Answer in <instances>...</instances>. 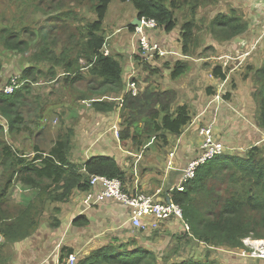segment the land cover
<instances>
[{
	"label": "trees",
	"instance_id": "16d2710c",
	"mask_svg": "<svg viewBox=\"0 0 264 264\" xmlns=\"http://www.w3.org/2000/svg\"><path fill=\"white\" fill-rule=\"evenodd\" d=\"M111 1L0 0V73L4 66L3 56L6 54H25L28 59L31 57L40 61L50 56L52 51L45 37L49 29L50 32L54 31L53 20L67 21L68 26H72L77 32L78 28L83 27L84 17H86L88 23L84 26L83 32L85 44L79 55L86 60L91 75L98 77L103 83L112 86L118 84L122 81L120 62L116 55L111 53L104 55L102 52L106 41L103 21ZM121 1L130 2L139 19L141 17L154 19L157 27H161L165 33L173 31L178 25L175 9L186 4L193 10L200 2V0ZM33 13L47 18L50 22L49 26L39 21V18L33 20ZM250 15L253 16H250L248 21L238 10L231 8L229 13H219L215 16L210 27L214 31L219 30L228 34L222 36L221 41L229 40L247 33L248 29L254 30L255 14ZM195 27L193 20H187L181 24L178 41L181 53L184 55H190L191 47L197 41L193 38ZM40 28L44 29V35L41 34L38 41L37 30ZM134 28V25H129V29L134 31ZM255 35L254 33L251 41ZM158 57L156 55L155 58ZM60 59L68 75L74 72V79H80L81 75L75 73L79 71L78 59H71L67 53L63 52L60 54ZM134 59L142 66L151 63V61L143 63L139 51L136 52ZM185 61L184 59L175 61L170 72L171 79L179 77L187 70L188 63ZM253 68L252 98L255 102L253 105L256 107L253 117L258 130L252 131L264 133V57L260 65ZM155 69L162 72L160 65L149 66L146 72ZM211 73L219 79L226 77V72L219 64L211 68ZM33 75L23 71L21 76H18L20 82H25ZM19 89L21 88H17L11 94L0 92V116L5 119V123L0 124V180L2 179L0 181V235L4 238V244L29 236L36 228L38 221L32 213V209L36 207L34 204H28L16 215L4 208L8 201L6 196L15 179L30 187L40 188L42 190L40 199L46 194V200L56 202L66 201L74 189L89 188L88 179L91 174L122 178V170L111 156L93 157L84 163L72 162L69 156L72 130L67 129L58 136L48 150L35 144L32 147L35 152L33 157H27L26 154L19 152L18 148H15L17 144L20 145V141L16 138L17 129L14 127L23 120L18 113V102L26 85ZM177 92L178 89L173 87L163 88L160 91L146 86L144 91L139 89L135 96L125 93L120 108V115L123 118V126L119 130L120 139L128 137L135 139L137 134L143 135L147 132L159 133L161 138L168 133H181L191 122L192 114L189 105L180 100V95L176 96ZM229 97L230 92L223 94L224 99L228 100ZM94 104L104 103L95 101ZM113 105L106 104L102 109H113L115 107ZM7 134L10 141L5 139ZM254 134L250 135L251 139ZM215 136L217 138L216 134ZM218 136L221 137L219 134ZM248 147L244 150L243 156L237 155L239 151L232 152L226 147L222 154L200 165L191 180L171 191L170 199L182 207L184 219L190 227V234L184 233L177 236L178 242L174 247V253L178 254L180 248L192 239L215 246L243 249L246 248L243 243L244 238L264 240V148L258 144ZM210 180H217V191H220V195L215 200H209V205L210 203L212 205L218 203V205L215 210H201L199 206L202 202L196 201V194L205 192L206 183ZM53 224L57 225L58 220L52 221L51 225ZM2 247L3 243L0 241V264H5ZM71 253H73L72 249L64 251L63 248L59 260ZM169 257L171 256H168L165 261ZM182 258V261L176 260L170 264H219L207 257ZM77 264H157V258L154 252L146 248L135 247L129 250L128 244L111 242L92 250L80 258Z\"/></svg>",
	"mask_w": 264,
	"mask_h": 264
},
{
	"label": "crops",
	"instance_id": "0c3cea01",
	"mask_svg": "<svg viewBox=\"0 0 264 264\" xmlns=\"http://www.w3.org/2000/svg\"><path fill=\"white\" fill-rule=\"evenodd\" d=\"M263 1L255 0V4L250 5L252 9L255 7V12L252 13H255V25L253 26L260 23L259 18L264 13L263 7H261L264 5ZM247 8L249 7L242 9ZM126 9H132V14L129 17L125 13ZM109 10L117 13L116 19L113 17L108 19ZM135 17L136 11L130 2L112 0L103 21L109 52L116 55L122 68V81L116 85L103 83L98 77L91 75L82 76L80 74V79H74L75 75L72 73L70 74L71 78H59L69 74L64 72H59L51 79L44 78L48 76L49 68L52 65L48 63L47 59L40 61L30 57L24 60L20 56V60L18 58L13 60V65L8 63L5 66L7 70L4 76L9 73H19L21 76L23 71H28L30 75L34 74L25 82L19 80L18 88L22 89L26 85V89H23L18 107L19 109L21 106L27 107L34 113L32 121L35 126L41 125L48 117L47 135H51L48 142L55 141L56 137L61 136L67 129L72 130L69 150L72 162L84 163L93 157L111 156L122 170L120 180L125 190L153 194L160 188L163 194L156 195V199L161 200L166 198V195L169 196L174 188L181 186L183 168L190 159L197 155L200 145L198 129L202 126L200 123L203 118L200 119L199 113L197 115L191 113V122L184 127L181 133H168L164 135V138H161L159 133L148 132L143 135L137 134L135 139L130 137L120 139L116 134L123 126L120 108L123 95L127 93L126 83L130 79L134 80L137 74L146 72L145 69H142V65L134 59L136 52L139 51V44L134 31L129 29V25ZM175 29L168 33H165L161 27L149 30V38L159 43L160 47L167 52L165 55L158 58L155 56V59L151 58L149 61L159 62L162 73L165 75H170L174 63L178 59H184L188 64V59L195 62L196 66L193 71L189 68L179 77L171 79L170 81L175 80L171 84L168 81H164V83L162 81V87L178 89L180 100L186 102L189 107L191 104H205L204 98L209 101L213 94L221 93L223 89L221 86L227 83L232 69L240 66V63L246 59L245 57L252 53L251 43H247L245 40L246 34L252 28L248 29L247 33L229 40L213 41L211 45L215 47L216 54L214 56H217L215 58L219 62H216L217 60L211 62L212 66L210 63L207 64L208 58L194 59L190 55L181 53L178 41L179 32ZM109 30H112L111 34H107ZM113 43L119 44L117 50L111 48ZM252 54L254 55L255 52ZM16 56L13 55V59ZM263 57L264 55L256 64L254 62L253 66L247 65L251 70L246 72L248 73L246 78L242 75H234V87L230 86L228 90L224 88L225 92H230V97L228 100L225 99L224 104H255L252 98L254 90L253 67L260 65ZM80 61L82 58L79 59V63ZM200 62H202V66ZM215 64L221 65L222 70L226 72L225 79H219L212 75L211 68ZM128 65L134 69L125 73L124 68ZM9 66L19 67L20 71L16 72ZM88 68L87 65L80 67L82 71ZM205 69H208L209 73ZM43 73L45 74L43 75ZM184 75H188L187 83L180 80L183 82V85H180L178 79ZM215 84L218 85L216 90ZM101 88H104L106 92L100 94ZM115 100L118 102H115L113 109H102L106 104L113 105ZM95 101L104 104L96 105ZM219 109L217 113H219L220 119L223 114ZM20 116L23 118L22 114ZM0 121L2 124L5 123V119L1 116ZM222 128L215 125L217 138L219 134L220 140L226 144L227 149L231 150L221 133ZM39 135L40 131L34 134V138ZM255 135L257 138L261 137L256 133L254 137ZM19 141L21 144L22 138H19ZM51 146L52 144L49 147ZM48 148L44 150H48ZM31 152L29 156H34L33 149ZM239 152L237 155L240 156L245 153L244 151ZM170 153H173L172 157ZM169 161L172 163L170 164ZM100 189V185L89 186L87 189H74L66 201L45 202L36 228L26 238L10 243L9 255L3 254L5 264H57L56 260L60 257L63 248L64 251L72 249L80 259L92 250L111 242L128 244L129 250H133L135 247L146 248L154 252L157 264H170L178 260L177 258L170 260L171 257H169L165 261L170 256L168 252L178 242L177 236L184 234L178 220L161 221L158 228L152 229L149 222L153 218L145 217L142 227H133L129 219L130 208L115 199L107 198L92 206H86L83 203L87 192L91 190L96 193ZM54 220H58L57 225H51ZM256 240L255 246L260 245L263 239ZM0 241L3 243L2 251L7 243L4 244V238L1 235ZM248 247L250 248V246ZM216 249L218 250L217 255L221 258H217L219 264H264L262 258L242 255L243 249L239 247L216 246ZM172 252L171 250V255Z\"/></svg>",
	"mask_w": 264,
	"mask_h": 264
},
{
	"label": "rangeland",
	"instance_id": "374dc122",
	"mask_svg": "<svg viewBox=\"0 0 264 264\" xmlns=\"http://www.w3.org/2000/svg\"><path fill=\"white\" fill-rule=\"evenodd\" d=\"M252 3L255 4V0H200L198 5H196V7L193 10H191L190 7L186 4L180 5L178 9L174 10L175 16L178 20V25L175 30L180 32V27L183 22L187 20H193L196 24V27L194 28L193 38L196 39L197 41H195L191 47L190 56L193 57L194 59L208 58L207 64L210 63V66H212L213 63L211 62H214L215 60H217L216 62H219V60L215 58L217 56H214L216 54L214 51L215 47L211 45V43L215 40L221 42L222 36L228 34L220 32L219 30L214 31V29H211L210 27L211 21L219 13H229L231 8L236 9V11L238 10L239 13H241L243 17L248 19L249 21V18L251 16L250 14L255 12L254 9L255 7L253 9L250 8L252 7L250 6ZM243 7H249V8L242 9ZM261 7H263L264 10V5H262ZM131 11L132 9H126L125 13L127 14L128 17L132 14ZM107 17L108 19L111 17L116 19L117 13L113 10H109ZM38 18L39 21L41 22L43 21L42 23H44L46 26H49L50 22L47 21V18H44L43 16L40 17L38 16V14L33 13L32 19L37 20ZM52 22H53L52 26L54 28V31L50 32L49 29L45 37V41L48 42L49 48L52 51V54L50 56H46L45 58L47 59L48 63L52 65L49 68L48 76H45L44 78L51 79L52 77L57 76L59 72L68 73V71H66L65 69L64 63L60 59V54L62 52L67 53L71 59L74 58L78 59L77 65L79 66V71L74 70L76 71L75 73L81 74L82 76L84 75L90 76L91 75L90 69L83 71L80 69L81 66L85 67V65L87 64L86 60L82 59V61H80L79 63V58H82L81 55L79 54L85 44V37H83V32H84V26L88 23L87 18L84 17L83 27H81V29L78 28L77 32L75 29H73L72 26L71 27L68 26L69 22L67 21L53 20ZM259 22L260 23L254 27V30H251L252 32L250 31L249 33H247L245 37L246 42L251 43L250 49L252 50V53L255 52V54L253 55L251 53L249 56H246L245 57L246 59L240 63V66L238 65L237 67L232 69V72H230L228 79L226 81L227 83L221 86L223 87L220 93L221 95L226 93L225 89L227 90L230 89V86L231 88L234 87L233 86L235 80L234 75H242L246 78V76L248 75V73L246 72L251 70L248 68V66H253L252 64L254 62L256 64L260 60V58L264 55V13L259 18ZM39 26L40 25H38V27ZM106 28L108 27L106 26ZM37 33H38L37 40L39 41L41 34L42 36L44 35V29L40 28L39 30H37ZM111 33L112 30L107 31V34H111ZM254 33L256 34L255 38L251 41V37L254 35ZM111 45H112L111 46L112 49L117 50L119 47L118 46L119 44L116 43H113ZM201 52L204 54H202ZM13 55H17V56L13 59ZM205 55H208V57H205ZM19 56L21 57V59L24 60L28 59L27 55L25 54H21V55L6 54L5 56H3L4 66L0 73V92L1 89L4 87V85L6 84L5 83L6 81H8L10 78H12L15 75H19V73H12V74L9 73L4 76V74L6 73L5 71L7 70L5 66L8 63H11L13 65V60H15L16 58L20 60ZM188 60L190 65L187 64L186 69L188 70L190 68V70L193 71L195 69L196 63L193 62L191 59ZM145 62H149V61L148 60L143 61V63ZM155 62L156 61L148 63V65L159 66L160 63L157 62L156 64ZM200 63L202 66L203 65L202 62ZM148 65L145 64L141 67L143 70L145 69L144 71H146V68L149 67ZM9 67H11V69H14L16 72L20 71L19 67H15V66H9ZM131 69L134 68L128 65L124 68V71L125 73H127V71H130ZM205 70L206 72L208 71L207 73H209L208 69ZM44 74L45 73H43V75ZM187 77L188 75L181 76L178 79L179 84L183 85V82H181L180 80H184V82L187 83ZM59 78H71V75H63ZM170 80L171 77L169 74L165 75L161 71H157L156 69L145 73H139L135 77V81L137 83L138 89H142L143 91L146 88V86L151 89L157 88L161 91L163 89L162 85L164 81H168L169 84L175 81V80L174 81H170ZM66 82H68V80H66ZM215 85H216L215 88L216 90L218 88V85L217 84ZM104 92H106L104 88H101L99 91L100 94ZM178 92L176 96L180 95V92L179 93ZM114 102H118V100L117 101L115 100ZM204 102L205 104H191L189 109L193 115L195 114L197 115L199 113L200 119L203 118V120L200 123L201 125H205L206 123L210 122L213 119L212 117L214 115V106H208V104H206L208 102L206 98H204ZM219 107L221 109L220 112H222L223 116H221L219 119L218 117L219 113H217L216 120L214 121H215V125L223 127L221 133L224 136V139L227 141V144H229L228 146L231 149L230 151L232 152L244 151L247 150V148H249L248 146L254 144H258L259 146L264 148L263 132L252 131V130H258L256 129V124L254 122V117L252 113L253 111H255L256 108L255 105L232 103V104H219ZM18 113L22 114L24 119L23 122L17 123L16 127L14 128L17 129L16 138H20V139L22 138V143L20 145L17 144V147L15 148H18V151L26 154L27 157H33V155L31 156L29 155L32 153L31 150L35 144H37L40 148L45 149L48 148L50 144H52V142L54 141L52 140L48 142L49 141L48 138H51V135H47L49 129V125H48L49 119L48 117H46L45 121H43L41 125L35 126L32 121V117L34 116V113L28 110L27 107L21 106L20 109L18 110ZM0 124H2L1 121ZM215 125H214V132H215ZM39 131H40V135L34 138V134ZM117 132L119 136V131ZM253 133L259 134L261 137L257 138L255 135V137L251 139L250 135ZM8 138L9 135L7 134L5 139L10 141V139ZM0 172H1V168H0ZM0 181H2V179ZM41 192L42 190L40 188L30 187L28 185L23 184L21 181L15 179L6 196L8 201L5 203L4 208H6V210L9 213L16 215L21 210H23L25 206H27L28 204H34L36 207L32 209V213H33V217L38 220L39 215H41L40 212H43V209L45 207V202H52L46 200V194H44L42 199H40ZM219 195H220V191H217V180L207 181L206 191L196 194V201L202 202L199 208L201 210H207V209L215 210L218 203H215L213 205L210 203L209 205V200L212 199L215 200L217 196L219 198ZM10 243L11 242H7L6 246H4V249L2 250L4 255L5 254L9 255ZM174 249L175 248H172L171 250L173 251ZM171 250L168 252V254L171 256L170 260L177 258L179 261H182L183 260L182 257H186V258L207 257L210 260L217 261V258L219 257L217 255L218 250L216 249L215 245L206 244L204 242L203 243L197 242L194 239H192L189 243L183 245L180 248L178 254L174 253L173 251L171 255ZM244 251H246L248 254L252 253L251 248H249L248 246H246ZM246 256L247 255H245V257ZM218 259L221 258L219 257Z\"/></svg>",
	"mask_w": 264,
	"mask_h": 264
},
{
	"label": "built area",
	"instance_id": "2783aa9c",
	"mask_svg": "<svg viewBox=\"0 0 264 264\" xmlns=\"http://www.w3.org/2000/svg\"><path fill=\"white\" fill-rule=\"evenodd\" d=\"M140 25L135 26L134 34L139 44V54L143 61H149L151 58L157 56H163L167 52L163 50L159 43L149 38V30L157 27V22L152 18L141 17ZM102 52L104 55H109V49L107 43L103 44ZM20 85L19 76L15 75L9 79L8 83L4 85L1 92L6 94L13 93ZM127 93L135 96L138 94V86L134 80L130 79L126 83ZM217 102V103H216ZM216 103V104H214ZM225 100L220 93L213 94L208 101V106H214L213 119L202 125L198 129L200 137L199 153L194 158L190 159L182 170L181 183H185L191 180L195 176L197 168L205 162L211 160L215 156L222 154L225 151V144L216 138L214 132V125L216 120L217 110L220 108L219 104H224ZM122 104V102H121ZM118 135V132H116ZM173 153H170L172 157ZM171 164L172 161H169ZM89 186L100 185V191L94 193L91 190L87 192L83 203L86 206H92L97 202H101L107 198L115 199L118 202L125 204L130 208L129 219L133 227L139 228L144 224L145 217H152V221L149 222V226L152 229L158 228L161 221L169 219H176L181 223L184 232L189 233V224L185 221L182 207L176 202L172 201L168 195L166 198L157 200L156 195L163 194L161 189H157L153 194L145 192H130L123 188L122 181L117 177H107L100 174L89 175ZM181 184V185H182ZM169 198V200H168ZM255 241L246 239L244 242L251 247L252 253L248 254L246 251H242L241 254H245L255 258L264 259V241H261L260 245L255 246ZM78 257L76 253H71L64 257L62 260L57 258V264H77Z\"/></svg>",
	"mask_w": 264,
	"mask_h": 264
},
{
	"label": "water",
	"instance_id": "95a60500",
	"mask_svg": "<svg viewBox=\"0 0 264 264\" xmlns=\"http://www.w3.org/2000/svg\"><path fill=\"white\" fill-rule=\"evenodd\" d=\"M131 24L134 25V26L140 25V20H139V18L136 16V17L133 19V21L131 22ZM168 200H169V198H168Z\"/></svg>",
	"mask_w": 264,
	"mask_h": 264
},
{
	"label": "clouds",
	"instance_id": "9594fccd",
	"mask_svg": "<svg viewBox=\"0 0 264 264\" xmlns=\"http://www.w3.org/2000/svg\"><path fill=\"white\" fill-rule=\"evenodd\" d=\"M110 54V53H109ZM223 96V95H222ZM225 100V99H224ZM182 231H183V229H182ZM184 232V231H183ZM184 233H186V232H184ZM188 234H190V232L188 233ZM246 239H250V240H256L255 238H251V237H247V238H244L243 239V242H244V240H246ZM261 241H264V240H261ZM244 245L245 246H247L248 244H246L245 242H244ZM248 246H250V245H248ZM251 247V246H250ZM252 248V247H251ZM241 249H243V248H241ZM243 250H245V249H243ZM252 250V249H251Z\"/></svg>",
	"mask_w": 264,
	"mask_h": 264
}]
</instances>
